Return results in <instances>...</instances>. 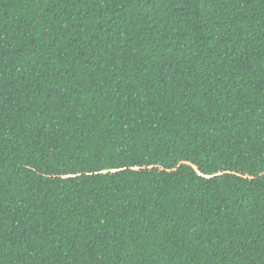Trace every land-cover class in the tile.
I'll use <instances>...</instances> for the list:
<instances>
[{
    "label": "trees",
    "instance_id": "obj_1",
    "mask_svg": "<svg viewBox=\"0 0 264 264\" xmlns=\"http://www.w3.org/2000/svg\"><path fill=\"white\" fill-rule=\"evenodd\" d=\"M0 264H264V0H0Z\"/></svg>",
    "mask_w": 264,
    "mask_h": 264
}]
</instances>
